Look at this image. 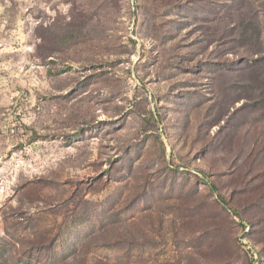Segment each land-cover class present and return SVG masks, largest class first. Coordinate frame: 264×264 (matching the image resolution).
<instances>
[{"label":"rangeland","instance_id":"374dc122","mask_svg":"<svg viewBox=\"0 0 264 264\" xmlns=\"http://www.w3.org/2000/svg\"><path fill=\"white\" fill-rule=\"evenodd\" d=\"M0 188V264H264V0H0Z\"/></svg>","mask_w":264,"mask_h":264},{"label":"built area","instance_id":"2783aa9c","mask_svg":"<svg viewBox=\"0 0 264 264\" xmlns=\"http://www.w3.org/2000/svg\"><path fill=\"white\" fill-rule=\"evenodd\" d=\"M11 132H14L13 128H11ZM1 191H2V189L0 188V201H1Z\"/></svg>","mask_w":264,"mask_h":264},{"label":"trees","instance_id":"16d2710c","mask_svg":"<svg viewBox=\"0 0 264 264\" xmlns=\"http://www.w3.org/2000/svg\"><path fill=\"white\" fill-rule=\"evenodd\" d=\"M218 199H221L220 197Z\"/></svg>","mask_w":264,"mask_h":264}]
</instances>
